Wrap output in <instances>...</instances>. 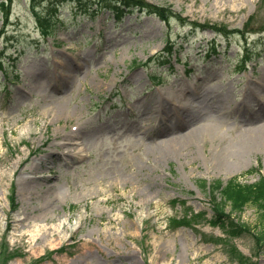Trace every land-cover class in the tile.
<instances>
[{
  "label": "rangeland",
  "instance_id": "374dc122",
  "mask_svg": "<svg viewBox=\"0 0 264 264\" xmlns=\"http://www.w3.org/2000/svg\"><path fill=\"white\" fill-rule=\"evenodd\" d=\"M59 1L0 0V264H264L256 207L217 217L208 195L264 177V0H144L185 17L169 23ZM204 126L223 164L183 135ZM229 219L249 227L233 254Z\"/></svg>",
  "mask_w": 264,
  "mask_h": 264
},
{
  "label": "trees",
  "instance_id": "16d2710c",
  "mask_svg": "<svg viewBox=\"0 0 264 264\" xmlns=\"http://www.w3.org/2000/svg\"><path fill=\"white\" fill-rule=\"evenodd\" d=\"M121 3L126 5H136L142 6L141 8L147 9L148 13H152L162 18L165 21H170L173 17L178 20L184 21L185 18L181 16L180 13L172 11L168 6H159L153 5L150 3H144V0H119ZM143 4V5H142ZM46 22L45 29L47 34L51 33L52 23L51 18H42ZM3 59L0 57V69H5V72L8 73V69L3 65ZM203 187H206L205 184H202ZM211 195L214 198V205L219 214H225V205L230 203L231 211H242L247 205L255 206L260 212L259 227L262 230L259 233H256V237L260 243H264V179H261L258 183L253 184H241L237 180L230 181L228 184L223 185L220 180L217 181L214 187H211ZM218 190L221 191L222 199L217 200L215 192ZM14 202V201H13ZM16 206L13 205V208ZM262 228V229H261ZM232 233H235L232 230ZM244 262V258L240 257ZM241 261V262H242ZM242 262V264H243Z\"/></svg>",
  "mask_w": 264,
  "mask_h": 264
},
{
  "label": "bare ground",
  "instance_id": "6f19581e",
  "mask_svg": "<svg viewBox=\"0 0 264 264\" xmlns=\"http://www.w3.org/2000/svg\"><path fill=\"white\" fill-rule=\"evenodd\" d=\"M200 111L201 110H199V112ZM254 111L258 115H260L262 113V110H254ZM200 116H202V115H199V118H200ZM263 119H261L260 121H262ZM197 121H198V119H197ZM189 128H191V127H189ZM183 135L184 136H191L194 139L198 138L197 140H199V138H200L203 142L204 141L206 142L207 140L211 141L213 143V152L218 157L219 163L223 164L227 160V158L229 157V150L230 149L225 148V147L223 148V146L226 143V139L224 137L220 136L217 133V131L211 126H204L202 129H200L198 131H192V132H188V130H186L185 132H183ZM67 139H68L67 144H69V145L70 144H78L77 141H75L76 138H74L72 135ZM248 145H250V144L246 143L245 146L243 145L244 149ZM218 147H220V150L218 149ZM231 152L233 153L234 151H231ZM15 220H18V218H15ZM24 233H26V232L24 231ZM35 238H36V236H33V240Z\"/></svg>",
  "mask_w": 264,
  "mask_h": 264
}]
</instances>
